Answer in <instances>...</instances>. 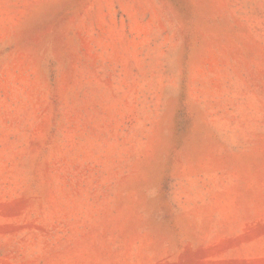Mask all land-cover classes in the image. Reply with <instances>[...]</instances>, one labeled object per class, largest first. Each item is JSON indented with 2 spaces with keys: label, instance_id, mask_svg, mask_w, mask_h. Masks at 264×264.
I'll return each instance as SVG.
<instances>
[{
  "label": "rangeland",
  "instance_id": "1",
  "mask_svg": "<svg viewBox=\"0 0 264 264\" xmlns=\"http://www.w3.org/2000/svg\"><path fill=\"white\" fill-rule=\"evenodd\" d=\"M0 264H264V0H0Z\"/></svg>",
  "mask_w": 264,
  "mask_h": 264
}]
</instances>
